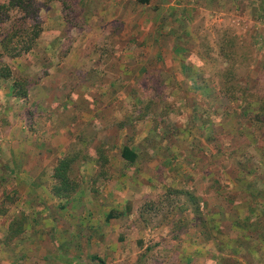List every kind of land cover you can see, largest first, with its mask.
<instances>
[{
	"label": "crops",
	"instance_id": "obj_1",
	"mask_svg": "<svg viewBox=\"0 0 264 264\" xmlns=\"http://www.w3.org/2000/svg\"><path fill=\"white\" fill-rule=\"evenodd\" d=\"M208 1L98 0L97 7L103 11L90 19L81 8L79 27L68 23L59 1L40 9L42 31L35 45L12 59V77L0 79V264H98L93 256L105 264H150L154 250L200 264L201 248L214 242L203 243L194 225L179 234L173 228V214L162 220V208L151 214L141 209L147 210L145 201L152 195L159 197L168 189L185 187L187 181L181 174L189 167L178 160L185 152H197L199 145L188 142L184 148L176 138H186V131L177 133L167 124L157 126L156 121L167 112L178 120L180 114L190 119L191 113V121L197 123L199 100L196 107L191 99L189 110L179 113L184 108L179 98L176 111L178 99L174 98L172 104L159 103L144 117L128 115L123 122V117H111L108 112L137 101L130 91L138 87L137 68H180L185 72L201 68L205 53L193 34L177 33L176 29L172 35L166 27L189 24V8L205 9ZM84 3L90 0H81L80 5ZM168 8L176 14L167 13ZM104 56L112 58V65ZM31 63L38 68H28ZM17 76L32 79L26 98L12 95ZM89 141L93 142L89 149L92 159L77 163V190L70 197L55 196L51 185L56 160L74 142L83 147ZM99 143L108 154V179L92 191ZM127 143L137 152L147 150L149 158L127 163L120 156ZM212 151L213 156L219 153ZM197 176L204 181L199 173ZM195 177L193 172V180ZM235 187L238 191L236 183ZM202 193L204 190L196 189L197 195ZM236 195L242 199L236 202L242 208L246 203L250 210L246 193L240 190ZM236 211L240 212L228 215L244 218L241 210ZM140 212L149 217L160 214V220L150 224ZM256 239L258 246L260 241L264 243V237Z\"/></svg>",
	"mask_w": 264,
	"mask_h": 264
},
{
	"label": "rangeland",
	"instance_id": "obj_2",
	"mask_svg": "<svg viewBox=\"0 0 264 264\" xmlns=\"http://www.w3.org/2000/svg\"><path fill=\"white\" fill-rule=\"evenodd\" d=\"M51 1H59L62 4L63 14L68 23H75L77 27L80 26L77 21H80L83 15H86L90 19H94L98 15L99 10L100 12L103 11V8H98L99 6L97 7L98 0H90V3L86 5L85 3L80 5L81 0H34V3L38 6L40 5L39 7L42 8L47 7ZM81 8H83V12L85 13L83 15L81 14ZM169 8L167 13L170 10ZM193 8L196 7L189 8L192 10L190 11L191 14H189L191 17V22L189 24H169L166 27V30L172 35L175 33L176 29L177 33H179L180 30H183V32L193 34L205 53V60L201 65V68H197L196 72H194L195 68L191 71L187 70L186 72L182 69L180 70V68H169L168 70L166 68L158 67L137 68L136 70L139 71V73H137L138 87L136 91L143 99L151 97L160 98L165 101V104H168L169 102L172 104V100L177 98L178 100L174 105L177 108L176 111H178L181 103V107L184 108L181 111H178L179 113L182 111L187 112L189 110L191 99L192 101L195 100L196 107L199 105L198 108H200V113L204 109H207V114L203 116L208 117L211 121V139V136H206L207 132L203 131L201 133L198 127H196L197 125H192L193 121H191V113L189 117L190 119H188L186 114H180V120H178L176 117L174 119L173 116L170 117L167 112L163 115L162 120L160 119V122L156 121L158 125L159 123L162 125L167 124L171 129L179 131L177 133L185 134L186 131L188 135L186 138H176L178 141H181L182 144H185L183 145L184 148H187L186 144L188 142L193 143L194 147L199 145L196 148L197 152H185V154H182L183 156L179 158L178 162L179 164H184L186 169L189 167L187 169L188 173L185 172L186 175L184 174L183 176V174H181L182 178L185 177V181L188 182L185 183L184 181V189L190 188L195 193L196 189L201 188V190H204L205 193L202 194H204V198H206L210 204L209 210H211V213L213 212V222L211 223V226L214 236H217L218 239H220V245L219 250L216 245H210V247H204V249L201 248L202 255L199 256L200 260L197 262L200 264H219L221 258L231 256V258H239V260L244 258V264H264V243L260 241L258 246L256 241L253 240L252 242L244 239V244H239L240 241L237 240H240L238 237L241 235L242 229L231 227L226 220L227 217L230 219L239 217L237 214L234 217L228 215V213L231 212H240L236 211L237 209L241 210L246 218L250 217L249 214H247L250 210L247 211L246 203H243L242 208L240 203L236 202V200H242L241 197L236 195L237 193H240V190L244 193H248V190H250V192H259V196L252 204L256 206L255 212L258 215H260L261 211L264 209V168L258 169L259 177L251 179V182L248 180L242 181L241 183L238 181L235 182L233 179L235 177L234 174H236L237 171L230 173V165L236 164L238 154L241 151L244 152V148L247 151L254 150L255 152L254 145L248 144L255 143L256 145V143H258L261 147L264 144V140L258 141L257 136L249 138L245 135L244 126L234 115L226 116L224 118L219 114L210 113L213 110V106L215 107L216 103L218 105L221 101L224 102L225 98L219 97L218 100L220 102H217L216 99V103L213 99L212 104L211 98H206L200 89L196 88L197 84L204 83L209 84L213 89L216 88L221 81V72L223 68H228L233 61V68H235V72L238 73L237 76H239L240 79L248 74L250 77L248 84L257 88H264V0H210L205 9L196 8L193 10ZM169 13L170 15H175L176 10H170ZM13 15L15 16L17 13L14 12ZM195 18L197 19L196 21H194ZM183 35L185 37V34ZM140 50L141 49L139 48L138 51ZM224 53L232 54L233 59H228V57L225 58L223 55ZM102 59L110 61V65H112V58L104 56ZM72 60H76V58H72ZM226 60L229 62L225 63L224 61ZM9 62L11 68H13L12 59H10ZM30 65L28 68H38L34 63H31ZM110 68H112V66H110ZM192 72L193 74H196V80H198L195 84H193L188 78ZM215 81L216 83L213 86L211 82L214 83ZM194 88L195 90H193ZM132 90H130L131 95L135 98V93ZM192 91L193 93H191ZM212 94L214 95L213 91ZM183 100L185 101L184 104ZM196 100H199L198 105ZM131 109H133L132 104L131 106L121 104L118 111L123 112ZM115 110L117 109L115 108ZM133 111L136 114L139 113L138 109H133ZM164 112L165 111H163V113ZM178 112H176V114ZM195 118H197V116ZM259 125L260 123L258 126ZM174 126H178L179 128H173ZM261 132H264V127L260 129L257 135ZM208 145H211V148ZM212 149L219 153L216 156H213ZM233 150H235L234 153L232 152ZM197 165H200L201 167H197ZM185 168L184 170L186 171ZM211 169L213 170L210 171ZM193 172L196 176L194 180ZM198 173L204 181H200L199 176H197ZM171 174H176L179 177L178 171H173ZM194 181H196L194 183V185L196 184V188L192 187ZM235 183L238 185V191H235ZM245 184H249V186L244 187ZM160 199V197L152 195V198L148 199L149 201L146 200L145 203L147 204L151 202L163 206V203L159 202ZM164 203H166V201ZM231 208H233L234 211H232ZM141 209L144 208L142 207ZM152 212V210H147V213L151 214ZM158 216H160V214L150 217V219H148L150 224L158 222L160 220ZM252 219L253 217L250 218V220ZM213 225H217L218 227L215 228ZM235 240L237 242H235ZM208 248L210 249L208 250ZM150 264L189 263L179 260L173 255V253L170 255L168 251L154 250L153 257L150 259Z\"/></svg>",
	"mask_w": 264,
	"mask_h": 264
},
{
	"label": "trees",
	"instance_id": "obj_3",
	"mask_svg": "<svg viewBox=\"0 0 264 264\" xmlns=\"http://www.w3.org/2000/svg\"><path fill=\"white\" fill-rule=\"evenodd\" d=\"M138 1L147 3L149 0ZM39 6L34 3V0H0V79L12 77V69L9 60L22 56L30 51L40 36L42 24L39 15L41 8ZM14 12L17 13V15L14 16ZM223 55L225 58L228 57V59H233L232 54L224 53ZM224 62L228 63L229 61L226 60ZM231 65L228 68H223L221 72V81L216 88L213 89L206 83H204V86H201V84L198 86L197 84V87L202 91L206 98H211V102L213 99L215 103L216 99L217 102H220L218 100L219 97L225 98L224 102L221 101L218 105L216 103V106H213V110L210 113L219 114L224 118L226 116L228 117L234 115L244 126L245 135L249 138L257 136L258 141L264 140V132L257 135L260 129L264 127V88H257L248 84L250 81L248 74L244 75V78L240 79L239 76H237L238 73L235 72V68H233L234 61ZM188 78L193 84L198 82V80H196V74H193V72ZM30 81H32V79L29 77L17 76L13 78L12 95L19 98H26L28 95V86ZM136 82L138 83L137 80ZM211 83L214 86L216 81ZM212 91L214 95L212 94ZM133 92L135 93L137 101L132 104V108L134 110H139V113L136 115V119H140L148 113L153 112L158 107L160 102H163V105H166L165 101L160 98L151 97L143 99L140 95H138L136 89ZM120 106L116 108L117 110L108 112V114L111 117H123L121 122H123L128 115L130 116L136 114L133 109L128 111L125 110L123 112L118 111ZM206 114L207 109H204L198 116L199 123L197 122L195 124L193 121L192 125H197L200 128L201 133L203 131L207 132L206 136H211V139L212 126L209 118L203 116ZM259 123L260 125L258 126ZM156 125L158 126V123H156ZM92 143V141H89L84 143L85 145L83 147H79L80 143L74 142L68 151L58 157L52 169V194L58 197L66 198L70 197L77 190L80 178L76 166L81 160L85 161L92 159V156L89 153ZM248 145H254L255 152L254 150L247 151L244 148V152L239 151L240 153L238 154L236 164L230 165V173L237 171L236 174H234L235 177L233 179L235 182L238 181L241 183L245 180L251 182V179L259 177L258 169L264 168V144L261 147L258 143H256V145L255 143ZM234 151L235 150L232 152L234 153ZM95 152V162L98 165V170L91 180L92 191L97 189L98 183L108 179V154L104 144L99 143L96 145ZM120 156L127 163L132 164L138 162L139 160L141 161L142 159H148L150 154L147 150L137 152L127 143L122 146ZM247 186H249V184H245L244 187ZM258 196L259 192L257 191L250 192V190H248V193L246 192L245 200L251 210L249 218H246L245 216L243 219L241 218L242 220L238 217L231 219L227 217L226 219L227 223H229L231 227L241 228L242 231H248V233L245 234L241 232V235L238 237L240 240H237L240 241L239 244L243 245L244 238L246 237L248 241L252 242L253 240H257V236L261 238L264 237V210H262L261 214L258 215L255 212L256 206L252 204ZM159 197L161 198L159 202L163 203V206L149 202L147 203L148 207L146 209L152 210L153 212L155 211L156 213V211H158L157 209L162 208V220L171 219L170 216L173 214V228H175L179 234L184 229L194 225L200 233L202 242L208 243V241H212L219 250L220 239H218L217 236H214L211 226V223L213 222V212L211 213V210H209L210 204L205 201V198L202 195H197L190 188H182L168 189ZM165 201L166 203H164ZM143 210L147 211L145 209ZM176 210L177 212H174ZM142 212H140V215L144 216L145 220L150 219L147 214H143ZM251 217H253L252 220H250ZM213 227L217 228L218 226L213 225ZM18 231L16 232L17 234ZM237 241L235 240V242ZM92 259L96 260L98 264H105L96 256H93ZM243 259L244 258H241V260H239V258H231V256H228L221 258L219 264H244Z\"/></svg>",
	"mask_w": 264,
	"mask_h": 264
}]
</instances>
